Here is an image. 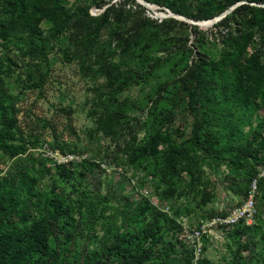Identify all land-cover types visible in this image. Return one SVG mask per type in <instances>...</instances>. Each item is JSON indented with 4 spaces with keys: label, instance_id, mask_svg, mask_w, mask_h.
I'll list each match as a JSON object with an SVG mask.
<instances>
[{
    "label": "rangeland",
    "instance_id": "rangeland-1",
    "mask_svg": "<svg viewBox=\"0 0 264 264\" xmlns=\"http://www.w3.org/2000/svg\"><path fill=\"white\" fill-rule=\"evenodd\" d=\"M143 1L148 7L66 0L69 17L59 29V16L22 27L0 0V183L21 170L35 180L32 194L19 191L16 208H28L23 221L14 214L15 227L53 209L49 247L64 264H86L100 245L154 223L156 244L144 242L149 264H264V102L254 95L230 110L239 140L257 149L248 169L230 168L189 142L192 90L178 82L197 59L232 76L242 75L243 58L262 64L264 0ZM243 4L250 9L216 27ZM226 105L219 100L217 108ZM228 123L206 130L225 143ZM6 143L25 149L10 158ZM170 143L185 156L176 169L161 163ZM243 210L251 217L230 223ZM9 263L0 247V264Z\"/></svg>",
    "mask_w": 264,
    "mask_h": 264
},
{
    "label": "trees",
    "instance_id": "trees-1",
    "mask_svg": "<svg viewBox=\"0 0 264 264\" xmlns=\"http://www.w3.org/2000/svg\"><path fill=\"white\" fill-rule=\"evenodd\" d=\"M65 1L47 0V2L35 3L32 0H4L3 7L13 14L17 23L22 27L25 24L33 26L44 18L56 24L57 16H59L58 28L63 29L69 17L64 8ZM237 1L239 0H227L225 6L232 5ZM248 9L250 8L247 4L239 5L229 15L220 19L216 27L224 26L229 21L230 15ZM112 10L113 3L107 2L103 15L107 16ZM260 13L264 18V9L261 8ZM84 15L91 18L88 14V6H85ZM4 25V22L0 21V27ZM193 28L197 27L193 26ZM243 48L244 46L241 44L237 46L235 50L237 59L242 58ZM241 61L243 63L242 75L232 76L227 71H221L220 64L211 63L209 70H206L202 68V63L197 59L178 77V82L181 87L192 90L189 96L194 121L192 134L189 138L191 145L205 156H210L219 162H227L230 168H240L245 171L251 161H257V149H252L250 142L244 145L242 140H239L238 125L230 121L232 119L230 110L237 106L247 107L252 104L254 95L264 102V60L262 64L252 62L251 57L243 58ZM219 100L227 104L222 107V110L217 108ZM224 119L229 121L228 125L230 126L226 130V142L221 143L217 133L208 132L206 127L214 123L217 125ZM263 122L264 119L261 120V123ZM257 126L260 127V125ZM2 134L0 131V136ZM5 135L10 134L5 132ZM157 146L158 142L152 144V150L155 153H158ZM24 149L25 146L22 143L5 144V153L10 158L20 155ZM159 154L161 163L173 169H176L177 165L185 159L181 147L174 143L166 145ZM248 178L258 181L254 171L248 172ZM3 180L0 183V247L7 250L10 258L9 264H64L62 260L57 262V256L54 252L51 253L49 247V237L55 234L57 227V217L53 209L47 210L46 208L41 216L33 218L23 229L15 227L14 214L23 221L26 219L24 211L28 208L26 202L21 210L16 208L19 191L24 188L32 194L34 178L29 176L26 171L21 170L19 176L12 175ZM15 181H18V188L15 187ZM57 202V200H53V206ZM159 229V224L154 223L140 233L134 232L128 236L117 235L112 242L100 245L99 252H95L99 253L98 256H94L89 262L86 261V264H149L153 251L151 247L145 246L144 242L149 240L151 246L155 245ZM204 264L209 263L204 262Z\"/></svg>",
    "mask_w": 264,
    "mask_h": 264
},
{
    "label": "built area",
    "instance_id": "built-area-1",
    "mask_svg": "<svg viewBox=\"0 0 264 264\" xmlns=\"http://www.w3.org/2000/svg\"><path fill=\"white\" fill-rule=\"evenodd\" d=\"M253 186H255V180H253ZM249 203H251V202H249ZM244 217V219H249L250 217H251V213L250 212H248L247 210H243V211H241L240 212V214H238V217L236 216V214L235 215H233V217L231 218V220H230V223H235V222H237V219L239 218V217ZM249 224V223H248ZM247 224V225H248Z\"/></svg>",
    "mask_w": 264,
    "mask_h": 264
},
{
    "label": "water",
    "instance_id": "water-1",
    "mask_svg": "<svg viewBox=\"0 0 264 264\" xmlns=\"http://www.w3.org/2000/svg\"><path fill=\"white\" fill-rule=\"evenodd\" d=\"M137 3H139L140 5H142V6H144V7H148V5L143 1V0H135ZM222 16H224V15H222ZM221 18V17H220ZM215 21V19L214 20H212V21H209V24L210 23H212V22H214ZM201 24H203V23H201ZM196 25H198V24H196Z\"/></svg>",
    "mask_w": 264,
    "mask_h": 264
},
{
    "label": "bare ground",
    "instance_id": "bare-ground-1",
    "mask_svg": "<svg viewBox=\"0 0 264 264\" xmlns=\"http://www.w3.org/2000/svg\"><path fill=\"white\" fill-rule=\"evenodd\" d=\"M208 24H209V22L204 23V25H208Z\"/></svg>",
    "mask_w": 264,
    "mask_h": 264
}]
</instances>
